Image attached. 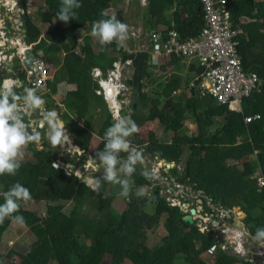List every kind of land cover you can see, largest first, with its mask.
<instances>
[{
  "label": "trees",
  "instance_id": "16d2710c",
  "mask_svg": "<svg viewBox=\"0 0 264 264\" xmlns=\"http://www.w3.org/2000/svg\"><path fill=\"white\" fill-rule=\"evenodd\" d=\"M42 1L39 7L41 21L48 26L44 34L27 16L24 0H19V6L24 11L20 18L23 41L32 45L36 58L46 62L53 61L47 58L48 54L62 44L67 81L78 83L72 91L78 103L68 108L71 111L62 114L64 122L69 121L74 144L87 150L95 135L100 142L93 157L103 150L104 132L113 122L107 104L94 93L97 83L91 71L98 68L105 75L118 57L122 60L131 58L133 74L127 84L133 90L131 106L135 107H130L128 115L139 129L146 122L165 120V127L173 133L170 142L159 141L153 132L148 133L146 140H141L137 133L132 138L143 142L145 153L174 164L179 163L186 148L190 157L185 169L178 173L174 167L172 176L183 185L188 182L192 189L206 197L203 204L208 214L215 215L213 207L224 211L235 208L242 211L244 217L241 222L249 239H253L256 228L264 227V212L256 214L257 210L264 209V188L259 189L256 181L257 176L264 178V0H229L228 8L234 24H240L242 19L249 20L240 24L243 33L238 51L243 58V67L256 73L261 81L258 91L242 99L239 112L229 110L227 105L219 104L212 97L200 98L195 92L184 104L173 99V93L185 88L193 73L202 71L195 63L189 64L184 73V63L172 58L168 63L171 66L169 74L156 76V86L148 92L144 90L147 89L144 78L149 79L154 71L146 67V53L130 55L115 42L101 46L99 42L93 44L88 36L83 37L77 52L74 37L78 31H84L94 21L103 18L101 12L107 11L109 5L117 0H80L82 6L76 10V19L68 23L57 20L60 0ZM166 2L174 6L170 19L165 17L162 6L155 0H148L152 23L164 27L166 31H177L182 39L195 37L203 27L199 0ZM115 15L128 25L124 6ZM9 68L10 72L0 71V83L13 78L27 86L25 72L19 63L12 60ZM166 69L164 65L160 67L162 71ZM47 88L49 94L57 91L56 84L50 81ZM147 106L149 108L145 113H140V108ZM255 114L260 116L258 120L244 123V116ZM187 115L194 120L195 134L179 135ZM215 118L220 119L218 123ZM42 143L45 148L31 149L33 161H22L15 176H0L5 191L20 182L30 189L32 199L28 202L46 203V216L30 227L34 238L31 254L26 256L11 250L12 254L21 258L20 264H100L106 254L110 255L109 264H125L126 260L131 264H264L262 258L260 262L252 255H242L240 259L233 255L236 253H229V249L222 250L218 238L202 231L196 221L192 224L184 222L180 208L166 202L155 189L151 193L157 195L152 214L143 211L147 202L142 203V199L146 196L136 198L132 193L126 209L117 213L111 207L115 195L105 196L106 184L99 183L93 190L80 181L74 174L75 169L67 174L57 164V153L51 152L53 145L46 141ZM254 154V161L245 160L241 170L237 167L236 163ZM74 155L75 160H64L63 163L82 167L83 155ZM120 155L127 156L123 152ZM95 164L100 165L97 161ZM255 170H258L256 175ZM141 172L143 170L138 164L131 176L135 189L149 184L148 177ZM64 202L73 204L68 213L64 211ZM0 203H3L2 196ZM24 203L20 202L19 212L14 215H22L25 221L31 213L23 208ZM84 209L93 210V215L88 216ZM162 215L166 216L163 223L165 235L161 238L162 245L154 250L146 245V236L159 223ZM12 222L6 218L0 223V246ZM211 248L216 249L215 253H209ZM2 259L3 253L0 252V262Z\"/></svg>",
  "mask_w": 264,
  "mask_h": 264
},
{
  "label": "built area",
  "instance_id": "2783aa9c",
  "mask_svg": "<svg viewBox=\"0 0 264 264\" xmlns=\"http://www.w3.org/2000/svg\"><path fill=\"white\" fill-rule=\"evenodd\" d=\"M12 0L0 1V9L7 8ZM18 1V0H17ZM140 6V15L137 26H130L129 42L133 43L132 48L125 49L130 55H136L137 53H146L148 55L145 61L146 67L153 71L158 72V76H164L169 74L171 66L168 63L172 58H178L181 62L195 61L201 72L195 74L188 85L186 91L189 93V97L195 92L198 97H212L221 105H227L231 111H241L240 105L244 97H248L252 92L258 91L261 81L257 74L252 71H246L243 67V58L238 51L240 43V36L243 31L240 24L249 21L248 19H242L240 24H234L232 14L229 10V0H199L202 7V22L203 27L201 31L195 36L186 39H182L179 33L175 30L166 31L164 28L155 26L148 13V0H137ZM15 5L16 11L22 12L23 10L19 6H16V2L11 3ZM24 5L27 8L29 5L28 0L24 1ZM23 13V12H22ZM15 14L9 21L11 25L20 27V16L16 24ZM2 22V20H1ZM16 28V27H15ZM18 35H21L19 32ZM0 38L4 41L5 46L7 38L5 34L0 33ZM6 41V42H5ZM21 44L24 45L21 50L20 67L25 72L26 82L28 87H32L36 90L42 89L41 97L44 100L51 101L49 104H54L57 107H74L78 101L71 93L65 95L56 93L53 96L49 94L47 88V82L50 80V68L41 58H33L30 63L27 62L28 52H32L31 45H25L22 42V38L18 39ZM13 44L16 47L15 43ZM76 46L81 44V39H76ZM1 47L0 51V65L1 62L11 60L15 53L8 55L3 51ZM78 52V49L75 48ZM166 66L167 69L162 71L160 67ZM133 60L127 58L122 60L118 57L112 64L111 69L103 75L102 71L98 68H94L91 71L92 78L97 83V88L94 90L96 96L102 97L109 109L112 120V113L119 112L121 115L127 116L130 113V107L132 104L131 94L133 90L127 84L131 80L133 74ZM13 80L12 82H16ZM11 84L10 86H12ZM8 87V86H5ZM113 89V95L108 97V89ZM181 88L174 92L175 94L181 93ZM49 94V95H48ZM45 98H44V96ZM47 101V102H49ZM46 102V101H45ZM260 118L258 114L244 116L243 121L245 124H249ZM113 122V120H112ZM131 145L144 152V145L137 142L136 138H128ZM127 155V153H126ZM157 159V158H156ZM175 167L174 163L165 164L162 160H158L157 170L162 169L172 170ZM176 168V167H175ZM167 170V171H168ZM166 172V171H165ZM151 179L159 178L154 170L150 169ZM150 178V177H149ZM175 178V177H174ZM173 176L163 178L161 184L158 185L161 190L160 194H169L171 190H174V194L178 195L183 191L180 190V185L183 184L177 182ZM150 180V179H149ZM256 181L258 188H264V178L257 176ZM187 184V183H186ZM170 186L169 188H167ZM184 188H189V185ZM191 190V189H190ZM184 192H187L185 190ZM197 192L193 194L196 195ZM196 197V196H195ZM167 202L175 206L178 202H175L174 198L168 197ZM216 210V214L219 215L218 223L229 219L232 216V211ZM219 212V213H218ZM215 214V215H216ZM221 216V217H220ZM198 217H200L198 215ZM212 223H216L213 221ZM216 228L220 233L226 236V240L222 241V250H231L234 253L244 255L243 242L241 240L242 234L233 237L234 232L224 226H217ZM230 239V240H229ZM233 239V240H232ZM230 243H234L233 245ZM216 249L211 248L209 253H215ZM264 256V254L262 255Z\"/></svg>",
  "mask_w": 264,
  "mask_h": 264
},
{
  "label": "rangeland",
  "instance_id": "374dc122",
  "mask_svg": "<svg viewBox=\"0 0 264 264\" xmlns=\"http://www.w3.org/2000/svg\"><path fill=\"white\" fill-rule=\"evenodd\" d=\"M1 2L3 1H9V0H0ZM25 1V0H24ZM158 5L163 7L164 10V15L165 17H167L168 19H170L171 16V12L174 9L173 5H169L166 0H155ZM29 5H27V9H26V14L27 16L30 18L31 21H34V23H36L37 27L40 29L41 33L44 34L46 32V30L48 29L47 25H44L41 21V15L39 12V7L42 5L43 1L42 0H28ZM12 1L10 2V4L8 5L7 8H1L0 9V33L1 31H6L7 34L10 30H2L5 29L8 25V20L11 21L12 20V16L15 14L16 12V8L13 5H11ZM16 6H19V2L16 3ZM122 6H124L125 8V19L128 23V26L130 28V26H137V17L139 15V11L140 6L137 0H117L112 2L109 5V8L107 10L108 14L112 15L115 14L119 8H122ZM20 9V6H19ZM23 12V11H22ZM22 12H19V15L22 14ZM137 14V16H136ZM21 17V16H20ZM2 20V22H1ZM91 26H88L84 31H78V36L83 38L85 36L90 37L91 41L93 44L98 43V40L96 38H93L90 35V31H91ZM8 28V27H7ZM12 32H14L16 38L18 31L17 30H13V25L10 28ZM129 38H130V33L128 32V39L125 43V48L129 49L132 48L131 46L133 45V43L129 42ZM16 44V47L11 46L10 49L8 50L9 47H6V52L8 55L13 54V52L15 53V56L12 58V60H14L15 63H19L20 65V58H22L21 56V50H23L24 45L21 44V42H18V39H16V41L14 42ZM61 45H58V48L55 49V51H57L56 53H58L59 57L58 59L63 58L64 56V52L61 51ZM63 49V48H62ZM17 50V51H16ZM5 52V50H3ZM55 51H53L54 56ZM42 53H39V57H41ZM57 57V56H56ZM47 58H52V52L49 53V55L47 56ZM12 62L11 60H6L5 62H1L2 64L0 65V71H8L10 68L9 64L10 62ZM61 61L60 63L54 64L53 68L51 69V74L53 75V80L54 81H66L67 80V76L65 73V69L62 67L61 65ZM188 67H187V63H184V73H186ZM158 72L154 71L153 74H151V77L149 79L144 78V82H146V87L147 89H144L145 91L147 90L148 92L153 91V88L156 86V82L155 80L157 78H155L156 76L158 77ZM155 78V79H154ZM4 82V81H3ZM2 82L3 87H5L6 85H4ZM10 82V81H9ZM12 84H14V82L11 81ZM78 83L76 82H68V88L70 91H75L76 85ZM10 85H8L9 87ZM181 93L179 94H175L173 93V99L175 101H178L180 104H184L185 100L187 98H189V93L188 91H186V87L185 88H181ZM42 94V93H41ZM39 95V94H38ZM133 94H131V98ZM41 96V95H40ZM46 101V100H45ZM49 101V100H47ZM51 101L47 102L50 103ZM46 105V102H45ZM150 103L148 104V106L150 107ZM53 107H56L57 109H59V107L55 106L54 104H52ZM51 106V108H52ZM147 106V108H140V113H145V110L148 109L149 107ZM61 109V108H60ZM68 109V108H67ZM109 111V110H108ZM58 112H60V110H58ZM63 119V116L61 117ZM220 119L215 118V121L218 123ZM216 123V124H217ZM67 127V126H66ZM32 130L36 131L38 133L37 128L34 126H32ZM67 131H69V127H67ZM196 131V126L194 124V120L190 115L186 116V119L183 122V127L180 129V131L178 132L179 135H191V134H195ZM149 132H153L155 134V136L157 137V139L161 142H170L173 133L169 130H167V128L165 127V120L163 121H159V120H154V121H150V122H146L145 124H143V126L140 128L139 132H138V137L141 140H146L148 133ZM131 138V137H129ZM49 142L48 138L46 137V135L42 132V133H38V139L31 144V146L29 147V144L25 147L24 149V158H23V162H32L33 158L32 155L30 153L31 149H42L45 148L43 146L42 142ZM100 139L98 137H95L93 140L91 139L90 143H89V147L88 149L90 150V152L93 154L97 145L99 144ZM50 143V142H49ZM143 144V142H142ZM67 145L65 143H63L62 145H57L59 151L57 152V158L58 160L63 163L64 160L67 161H73L76 159V156L74 155L75 152L72 151V149H67L66 147ZM67 150V151H64ZM256 153V152H255ZM143 156V163L142 165L145 168L141 169L143 170V175H145V170L150 173V169L154 170V173H157V177H159L161 179V181H165L162 180L163 178H167L172 176V170H168L167 169H162L161 171L157 170V163H158V159H150V154H146V153H142ZM190 157V153L189 151L184 148L183 153L180 157V161L178 164L175 165L176 170L178 173L182 172L185 169L186 166V162ZM83 161L86 160V156L83 155ZM245 160H255V154L247 157L241 161H239L238 163H236L237 167L241 170L242 169V163H244ZM60 163V164H61ZM59 164V165H60ZM70 164V163H69ZM85 164V163H84ZM83 164V166H84ZM65 165V164H63ZM100 169H103L102 165H99ZM79 168L78 166H73L71 164V170L77 169ZM168 170V171H167ZM166 171V172H165ZM258 170L254 171V174L256 175ZM101 174L94 172V170H92L91 168H85L82 170V176L80 177V180L85 181L87 178H91V179H96L98 177H100ZM146 177H150L149 179V184H147L145 187H141L139 189H135V187H132V191H131V195L133 196H146L145 198H147L148 195H151V192L156 188L159 187L158 185L161 184V181L159 178L156 179H151V174L149 176ZM174 178V177H173ZM103 179V178H102ZM175 179V178H174ZM130 180L132 182L133 185V181L132 178L130 177ZM92 185L94 187H96V183H92ZM187 186L189 184H186ZM186 185H180V190L185 191L187 190V194H188V198L190 201H193V199H191L192 196H196L195 194H193L194 192L192 190H190V188H184L186 187ZM119 187V188H118ZM116 190H118L116 192ZM137 190L142 192V195H137L136 192ZM5 191V186H4V182L0 181V192H4ZM114 194L115 197L112 200L111 203V207L113 208V210H115L117 213H121L123 210L126 209L128 201H129V197H124L121 195V189L120 186H116L115 188H113V186H109L106 184V191H105V196H109ZM187 197V196H186ZM187 199V198H186ZM197 199V198H196ZM147 205L145 206V208L143 209V211H145L148 214H152L154 211V202L155 200H147ZM64 211L66 213H68L71 208H72V203L71 202H64ZM23 208L30 211V216L23 222V223H14L12 222L9 227L7 232L4 234L3 236V241L2 244L0 246V252L3 253V259L0 262V264H20L21 263V258L18 255H14L11 253V250H15L16 252L29 256L32 252V247H31V243L33 242L34 238L33 235L30 232V227L36 223H38L41 218L46 216V203L41 202V203H32V202H25L24 204H22ZM216 208V207H215ZM215 208L213 207L214 211ZM217 209V208H216ZM84 213H86L88 216H92L93 215V210L91 209H84L83 210ZM264 209L262 208V210L260 211L257 210L256 214L258 213H263ZM219 213V212H218ZM232 216L230 217V221L228 222L229 224V228L234 232L233 237H236V235L242 234V238L244 242H245V247L243 244V250H244V255L248 256V255H252V257L254 258H258L261 257L264 254V243L255 241L253 239H249V237L247 236L246 232L247 230L244 228L243 223L241 222L242 218L244 217V214L242 211H240L238 208L233 209L232 211ZM216 216V218H215ZM215 216H209L210 218H204V223L199 221V219H202V217H204L202 214H200V217H198L199 219H197L196 223L198 227H201L202 229H208L211 226H214L212 224V219L215 218L216 221L221 219L219 218V215L216 214ZM165 215H162L161 218L159 219V223L151 230H149L147 236H146V245L149 248L152 249H157L159 246L162 245V241L161 238L165 235V231H164V227H163V223L165 220ZM221 217V216H220ZM6 220V219H5ZM196 220V219H195ZM211 220V221H210ZM218 234H220V231L218 232ZM222 237H224V235L222 234ZM230 240V239H229ZM233 240V239H232ZM230 244H234V243H230ZM252 245V246H251ZM198 246V244H197ZM253 246L256 248H258V250H253ZM251 247V248H250ZM11 253V254H10ZM204 258H207L206 256H204ZM258 259H256L258 261ZM110 263V255L106 254L104 256V258L100 261V264H109ZM125 264H131L128 260L125 261Z\"/></svg>",
  "mask_w": 264,
  "mask_h": 264
},
{
  "label": "clouds",
  "instance_id": "9594fccd",
  "mask_svg": "<svg viewBox=\"0 0 264 264\" xmlns=\"http://www.w3.org/2000/svg\"><path fill=\"white\" fill-rule=\"evenodd\" d=\"M12 1L19 2V0ZM81 6L80 0H60L57 20L68 23L76 19V10ZM101 17L103 18L93 22L90 35L96 38L101 46L115 42L118 47H124L128 39L129 26L119 20L115 14L109 15L107 11L101 12ZM8 25L12 27L9 20ZM13 30L19 33L22 30L21 25ZM22 42H24L23 38ZM7 79L10 80H5H15ZM17 88L21 91L17 92ZM44 105L45 100L34 88L23 85L18 80L9 87H3L0 83V176L5 174L15 176L21 167L25 147L38 139V133L32 130L31 119L34 115L38 114L39 118L43 119L48 129V140L53 147L62 145L69 139L63 122L54 111L46 110ZM112 120L113 123L104 132V148L98 151L93 159L103 166V170L100 171L102 175L98 177L101 178L100 183L109 186H113V183L118 184L121 195L129 197L133 187L130 177L136 171V166L143 163V156L139 149L131 145L128 138L138 133L140 129L131 115L124 116L119 112H113ZM137 142L140 143L139 140ZM122 152L127 153V156L121 157ZM95 165L94 172H97L100 166ZM144 174L150 175L146 170ZM136 194L142 195V192L137 190ZM196 194L200 195L201 192L197 191ZM0 196L3 197V203H0V223L6 218H10L14 223H23L24 217L14 213L19 212L20 202H28L32 199L30 189L16 182L7 191L0 192ZM246 234L248 235L247 232ZM253 239L264 243V227L256 228ZM222 241L224 240H220L218 244ZM242 242L244 244L243 239Z\"/></svg>",
  "mask_w": 264,
  "mask_h": 264
},
{
  "label": "crops",
  "instance_id": "0c3cea01",
  "mask_svg": "<svg viewBox=\"0 0 264 264\" xmlns=\"http://www.w3.org/2000/svg\"><path fill=\"white\" fill-rule=\"evenodd\" d=\"M257 1H263V0H257ZM139 15H140V13H139ZM139 15H138V19H137V22L139 21ZM33 23H34V21H33ZM35 25H36V23H34ZM37 26V25H36ZM7 27H9V25L7 26ZM5 28V29H3L2 28V30H10L9 32H8V34H7V32L5 31H1V33H3V34H5V36H6V38H7V45H6V47H9L8 48V50L10 49V47L11 46H13V44H11V43H14L15 41H16V39H20V38H22V34L21 35H18V33H17V38L15 37V36H13V35H15L12 31H11V29H10V27L9 28ZM13 28H15V27H13ZM160 28H164V27H160ZM77 38H79V39H81V45H82V39L83 38H81V37H79L78 36V34L74 37V39L76 40ZM6 42V41H5ZM19 43H20V41H18ZM81 45H79L78 47L77 46H75V48L76 49H80V47H81ZM5 47V48H6ZM5 48H3V50H5V52H6V49ZM63 49L61 48V51H62ZM17 51V50H16ZM57 51H55V56H54V54H53V52H52V62H46L45 60V63H47V65L49 66V68H53V66H54V64H59L60 63V61L62 62L61 63V65H62V67H63V58H64V56H63V58H62V60L61 59H58V53H56ZM63 52V51H62ZM49 55V54H48ZM57 56V57H56ZM181 61V60H180ZM10 62V61H9ZM182 63H187V67H188V65L189 64H191V63H195L196 65H197V63L195 62V61H184V62H182ZM9 66H11V62H10V64H9ZM197 67H198V65H197ZM11 70L9 69L8 70V72H10ZM195 74H197V73H193L192 74V77L195 75ZM53 75L51 74V69H50V82L52 83H55L56 84V87H57V91L54 93V94H56V93H59V94H62V95H65V94H67V93H71V94H73V92L72 91H70L69 90V88H68V82H70V81H62V82H57V81H54L53 79ZM192 79V78H191ZM6 80H10V79H6ZM6 80H4V82H3V84L4 85H6V86H8V85H11L12 83H11V81L9 82V81H6ZM73 83V82H72ZM53 93L51 94L52 96L54 95ZM44 96V95H43ZM44 98H45V96H44ZM44 108L46 109V110H49V111H54L56 114H57V116H58V118H59V120H61L63 123H64V126H65V130H67V127H69V121H65L64 122V120L61 118L62 117V114L65 112V111H71V109H65L64 107H60L59 109H57L56 107H53L52 106V108L51 107H49V103H47V100H46V105H44ZM58 110H60V112H58ZM41 121L43 122V125H41ZM31 124H32V126H34L35 125V127L37 128V130H38V133H44L45 135H46V137L48 138V136H47V132H48V129H47V127H46V125H45V123H44V121H43V119H40L39 118V116H38V114H36V115H34L33 117H32V119H31ZM195 124V123H194ZM67 126V127H66ZM196 126V125H195ZM95 137H97V136H95V135H93L92 136V140L95 138ZM98 146V145H97ZM67 147V146H66ZM67 149L69 150V148L67 147ZM59 151V149H58V147L57 146H55V147H53L52 148V153H54V152H58ZM64 151H67V150H64ZM61 162L58 160L57 161V164H60ZM62 165L64 164V163H61ZM60 164V165H61ZM67 164H69V163H67ZM226 223H224V225H225ZM223 225V226H224ZM252 246V245H251ZM253 250H258V248H256V246L254 247L253 246V248H252ZM259 251V250H258ZM259 258H262L263 259V261H264V256H261V257H259ZM263 263V262H262Z\"/></svg>",
  "mask_w": 264,
  "mask_h": 264
},
{
  "label": "flooded vegetation",
  "instance_id": "af4514ba",
  "mask_svg": "<svg viewBox=\"0 0 264 264\" xmlns=\"http://www.w3.org/2000/svg\"><path fill=\"white\" fill-rule=\"evenodd\" d=\"M16 13L17 14H15V19H16V24H17V21H18V17H19V12L18 11H16ZM14 27H16V25L14 26ZM133 94V93H132ZM132 105V104H131ZM131 107H133V106H131ZM130 112H131V110H130ZM69 132H70V130H69ZM138 134V133H137ZM65 144H66V141L64 142ZM97 148V147H96ZM147 154V153H146ZM85 155V154H84ZM148 155V154H147ZM86 156V155H85ZM153 159H158V160H162V162H164L165 160L164 159H160L159 157H155V156H152V155H150V159L152 160V158ZM84 163H85V161H84ZM83 163V164H84ZM170 163V162H169ZM141 165V167L142 168H145L142 164H140ZM174 165H176V164H174ZM86 168V166H85V164H84V166L82 165V170L83 169H85ZM103 169H100L99 167L97 168V173H100V171H102ZM101 174V173H100ZM141 174H143V172H141ZM102 175V174H101ZM148 180H149V178H148ZM113 186H115L114 184H113ZM170 186H168L167 188H169ZM189 188L193 191V192H197V190H194V189H192L191 188V186L189 185ZM155 190H156V192H158L159 193V195L161 196V198H163V199H165V201L167 202L168 200H167V198L168 197H172V198H174V200H176L175 202H178V204L176 203L175 204V206H177V207H179L180 208V215H182V216H184V215H188L189 214V211L191 210V209H194L195 210V214L194 215H192V218H193V222L194 221H197V219H199L198 218V215L200 216V214H202L204 217H202V219H199V221H201V222H203L204 223V218H210L209 216L211 215V216H215V215H213V214H211V213H207L204 209H205V206H204V204H203V201L204 200H206V197L204 196V195H202V194H196V197L195 196H192L191 197V199H193V201H190L189 200V196H188V194L186 193V192H182V193H179L178 195H175L174 194V190H171L170 191V193L169 194H160V192H161V190L162 189H160L159 187H156L155 188ZM154 191V190H153ZM152 191V192H153ZM151 192V193H152ZM152 195H155L156 196V198H157V195L156 194H151V195H148L147 197H150V196H152ZM187 196V197H186ZM139 196H137V198H138ZM156 198L155 199H153V200H156ZM187 198V199H186ZM197 198V199H196ZM206 205H208L209 206V204L207 203ZM216 209V208H215ZM217 210H221L219 207L217 208ZM217 212H216V210H215V214H216ZM183 218V217H182ZM215 218H216V216H215ZM215 218H213L212 219V222L213 221H216V219ZM196 219V220H195ZM229 220H230V218L229 219H224V221L222 220V221H220L219 223H218V220L216 221V223H212L214 226H211L210 228H208V229H202L201 227V230L203 231V230H205L206 231V233L207 234H211L213 237H215V238H218V242L220 241V240H225L226 239V236H224V237H222V233H220V234H218V232H219V230L216 228V224L218 223V225L217 226H223L224 225V223H226L225 225H226V227H229V224H228V222H229ZM211 221V220H210Z\"/></svg>",
  "mask_w": 264,
  "mask_h": 264
},
{
  "label": "water",
  "instance_id": "95a60500",
  "mask_svg": "<svg viewBox=\"0 0 264 264\" xmlns=\"http://www.w3.org/2000/svg\"><path fill=\"white\" fill-rule=\"evenodd\" d=\"M16 14V13H15ZM20 32H21V34H22V38L24 37V34H23V30H20ZM5 46V43H4V41L0 38V51H1V47H4ZM28 54V59H27V62H29L30 63V60L33 58V53L32 52H28L27 53ZM19 81V80H18ZM43 92V90L42 89H39V90H37V94H41ZM112 95H113V89L112 88H110V89H108V97L109 98H111L112 97ZM107 105H110V103H108ZM133 107H135V105L133 106ZM61 121V120H60ZM64 124V123H63ZM41 125H43V122L41 121ZM66 131V134L68 135V137H69V139L66 141V145H67V147L69 148V149H72V151H74V152H76L77 153V155H86V160H85V166L86 167H91L94 171L96 170V165H95V160L93 159V154L90 152V150L89 149H87V150H82V149H80V147L79 146H77V145H75L74 144V140H73V138L71 137V134H70V132L69 131H67V130H65ZM47 136H48V132H47ZM52 151V150H51ZM152 158V157H151ZM160 159H162L161 157H159ZM153 159V158H152ZM164 163L165 164H168L169 162L168 161H164ZM62 168H64L65 169V171H66V173L67 174H70L71 173V164H65V165H60ZM81 168L82 167H79V168H77V169H75V172H74V174L80 179V177L82 176V171H81ZM85 183H86V185L87 186H89L91 189H95V187L92 185V183H96V184H99L100 182H101V178H96V179H91V178H87L85 181H84ZM103 184H105V183H103ZM187 184H189L188 182H187ZM101 188V187H100ZM118 190H116V192H117ZM156 198V196L155 195H152V196H150V197H147V198H143L142 199V203L143 202H146L147 200H153V199H155ZM195 214V210L194 209H191L190 211H189V214L188 215H184L183 216V221L184 222H188V223H190V224H192L193 223V218H192V215H194ZM229 253H232L231 252V250H229ZM233 255H236V256H238L240 259H242V256L241 255H237V254H233ZM261 260L260 259H258V262H260Z\"/></svg>",
  "mask_w": 264,
  "mask_h": 264
},
{
  "label": "bare ground",
  "instance_id": "6f19581e",
  "mask_svg": "<svg viewBox=\"0 0 264 264\" xmlns=\"http://www.w3.org/2000/svg\"><path fill=\"white\" fill-rule=\"evenodd\" d=\"M17 14V13H16Z\"/></svg>",
  "mask_w": 264,
  "mask_h": 264
}]
</instances>
